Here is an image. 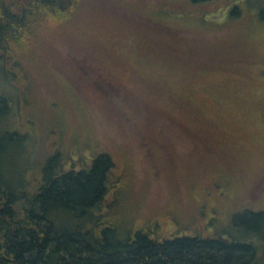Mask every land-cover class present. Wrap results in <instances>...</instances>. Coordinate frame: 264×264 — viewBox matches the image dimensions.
I'll use <instances>...</instances> for the list:
<instances>
[{
  "label": "rangeland",
  "instance_id": "374dc122",
  "mask_svg": "<svg viewBox=\"0 0 264 264\" xmlns=\"http://www.w3.org/2000/svg\"><path fill=\"white\" fill-rule=\"evenodd\" d=\"M156 1L98 0L65 35L41 39L11 93L7 122L26 137L16 155L56 149L79 164L106 152L124 182L119 217L264 245V224L235 225L264 211V21L246 17L264 0L221 25Z\"/></svg>",
  "mask_w": 264,
  "mask_h": 264
},
{
  "label": "trees",
  "instance_id": "16d2710c",
  "mask_svg": "<svg viewBox=\"0 0 264 264\" xmlns=\"http://www.w3.org/2000/svg\"><path fill=\"white\" fill-rule=\"evenodd\" d=\"M245 1L157 0L154 7L183 12L201 25H221L245 19ZM96 3L0 0V264H260L264 245L247 233L165 235L155 217L138 224L139 218L119 217L113 197L124 182L106 152L79 164L56 149L32 162L16 155L26 152L17 150L26 137L10 129L7 119L12 90L25 86L32 50L46 35H65L81 9ZM257 9L246 17L264 21V4ZM222 11L228 17L216 21ZM238 218L235 225L249 233L262 229L264 211Z\"/></svg>",
  "mask_w": 264,
  "mask_h": 264
}]
</instances>
